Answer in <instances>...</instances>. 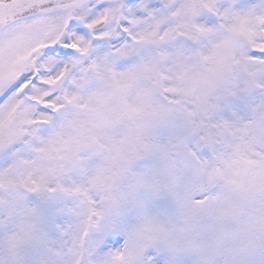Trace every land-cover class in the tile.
Here are the masks:
<instances>
[{
    "label": "snow or ice",
    "instance_id": "obj_1",
    "mask_svg": "<svg viewBox=\"0 0 264 264\" xmlns=\"http://www.w3.org/2000/svg\"><path fill=\"white\" fill-rule=\"evenodd\" d=\"M0 264H264V0H0Z\"/></svg>",
    "mask_w": 264,
    "mask_h": 264
}]
</instances>
